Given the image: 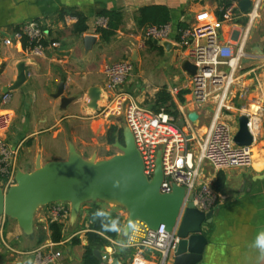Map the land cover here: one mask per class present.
Wrapping results in <instances>:
<instances>
[{
  "label": "crops",
  "instance_id": "0c3cea01",
  "mask_svg": "<svg viewBox=\"0 0 264 264\" xmlns=\"http://www.w3.org/2000/svg\"><path fill=\"white\" fill-rule=\"evenodd\" d=\"M226 2L227 0H0V112H9L13 117L7 140L12 144H22L21 151L26 149L30 159L25 171L35 169L38 154H42L43 163L55 159L51 154H46L42 135L53 132V138L58 139L65 134L62 144L66 150L64 159H67L70 152L66 134L69 133L73 137L75 142L72 141L78 147L76 139L80 127L85 131L95 129L97 121L94 118L102 116L94 115L112 94L105 88L104 67L107 64L122 59L142 63L147 58L148 51L151 50L147 43L151 41L145 40L146 27L138 23L141 7L167 6L172 17L170 26L173 34H176L181 28L216 20L221 16ZM104 10L120 11L124 16L122 25L108 41L102 40L97 31V22L104 18L101 15ZM76 12H82L88 17L89 29L81 35L73 32V25L77 21ZM30 20L40 21L49 31V38L61 43L60 49L48 47L43 56L30 53L24 46L25 42L15 38L21 26ZM244 22L242 19L239 23L223 24L220 42L226 44L233 31L243 30ZM87 35L96 36V41L88 51L84 42ZM9 37L13 38L12 46L5 45V39ZM153 43V47L160 46L155 41ZM161 51L163 55L171 56L173 62H177L176 68L181 71L175 75L172 83H156L153 78L146 79V82H152L153 85L149 94L154 96L160 87L167 86L181 111L180 120H185L186 128L191 126L196 135L202 136L215 117L212 118V111L206 110L205 106L209 102L221 101L226 83L216 87L210 94L217 90H222V93H216L211 99L209 95L205 101H198L194 95L192 79L182 69L185 60L181 50L176 47L170 55L164 48ZM245 51L247 57L238 66L232 85L225 90L224 101L227 98L226 107L229 111L221 117L230 122L236 131L239 116L248 115L255 135L252 145L253 163L248 167H232L223 171L225 185L221 190H217L225 198L215 206L212 222L203 226L208 243L201 261L197 264H264V251L256 243L260 234L264 233V6L260 17L250 30ZM21 64L26 72V81L17 89H10L11 93H17L13 105V95L8 103L2 104L4 90L11 88L16 82ZM63 81L64 94L75 98L67 107H63L61 99L54 96ZM93 86L101 88L96 109L91 106L89 97V89ZM128 86L136 92L139 89L135 79L128 82ZM174 88L178 89L177 93H172ZM182 90L189 91L184 95V103L178 100V93ZM136 92L135 96L138 98ZM142 93L144 94V91ZM77 111H81L80 114H77ZM191 112L197 113L196 122L189 120L188 115ZM76 118L83 120L79 128L73 124ZM105 119L108 121V118ZM64 121H67L66 125H63ZM205 168L216 180L217 188L220 171L216 172L209 164H206ZM48 211L49 209L45 210L38 220L45 237L42 244L52 241L46 220ZM121 214L126 216L123 211ZM82 217L85 219L87 213L84 212ZM0 219L1 231L9 224L10 230L7 235L5 233L6 239L2 237V242L12 251L9 253L0 247V264H33V250L38 247L35 245L36 239L24 237L17 221L8 220V217ZM82 228L68 238L64 236L65 243H69L71 248L66 249L65 254L62 252L66 259L65 264H76L77 257L82 258L83 264L84 246L87 241L86 232ZM122 231L123 228L120 239L124 238ZM76 233L82 242L74 245L72 239ZM22 243L27 246L29 244L31 248L20 250L18 245ZM78 245L82 249L77 255L73 250H76ZM58 246L61 245L56 247ZM111 246L112 243L100 249L105 264H113L115 259H118L119 264L132 262L133 254H129V249L119 246H116L118 256L113 255V260H105L104 255L109 253ZM70 251L71 254L68 253ZM61 259L57 264H64ZM137 264L143 262L138 261Z\"/></svg>",
  "mask_w": 264,
  "mask_h": 264
},
{
  "label": "built area",
  "instance_id": "2783aa9c",
  "mask_svg": "<svg viewBox=\"0 0 264 264\" xmlns=\"http://www.w3.org/2000/svg\"><path fill=\"white\" fill-rule=\"evenodd\" d=\"M263 6L264 0H251L249 10L243 11L240 0H227L221 16L216 20L181 28L176 34H173L170 24L151 25L146 28L144 38L146 41L170 40L176 44L184 60H190L198 67L197 75L189 77L192 79L196 99L205 101L210 95L209 84H213L215 89L223 83H226V89L232 85L238 66L247 57L246 41ZM242 19L245 21L243 30L231 31L228 42L221 43L222 25L239 23ZM97 25L106 27L107 19H99ZM15 38L25 42L29 52L37 56H43L48 47H61L59 41L49 38V31L38 20L25 22ZM5 45L12 46L13 38H6ZM104 74L105 88L112 94L101 106L98 116L108 119L125 118L142 154L145 173L150 179L156 170L157 153L162 150V193H171L173 186L177 184L186 189L185 206L193 196L192 202L197 209L204 212L214 209L225 197L217 190L214 177L206 171V164L219 172L232 167H248L253 163L252 146L238 145L234 141L236 131L233 125L221 117L220 109L226 89H223L220 107L213 122L204 135L198 136L191 126H180V118L173 113L165 109L153 111L138 101L136 90H131L128 86V82L133 81L135 76L132 59L107 64ZM177 92V88L172 90V93ZM11 96V91L3 93L2 104L8 103ZM12 123L13 117L9 112H0V186L6 190L16 183L19 169L17 163L22 148V144H12L7 140ZM249 128L253 133L250 122ZM48 209L47 222H61L65 232L70 224L71 205L68 202H56L50 204ZM76 235L77 233L74 234ZM180 241L177 228L168 231L162 224L159 228L152 229L144 221L137 220L124 240L110 239L112 246L104 258L113 260V255L118 253L116 246H119L134 250L131 264H137L138 261L143 264H173ZM65 242L66 240L59 243L50 241L35 248L33 264H57L63 253L56 246Z\"/></svg>",
  "mask_w": 264,
  "mask_h": 264
},
{
  "label": "water",
  "instance_id": "95a60500",
  "mask_svg": "<svg viewBox=\"0 0 264 264\" xmlns=\"http://www.w3.org/2000/svg\"><path fill=\"white\" fill-rule=\"evenodd\" d=\"M250 5L251 0L240 1L243 11H248ZM95 41L94 35L84 38L87 51ZM155 43L162 46L168 55L177 47L170 40ZM182 69L191 76H196L198 72V67L190 60L182 63ZM25 81L26 72L21 64L16 82L4 91L17 89ZM64 91L63 81L54 96L61 99L63 107H67L75 98L66 96ZM100 94L99 86L89 89L90 104L95 109ZM188 117L192 122L198 120L196 112L189 113ZM114 120L119 129L114 145L121 153L107 159H97L96 154L85 158L70 139V153L67 159H54L43 163L42 154H38L34 170L25 171L19 168L14 185L7 190L0 186V217L16 220L23 234L34 239L35 220L40 208L56 202H68L71 205L72 227L78 220L84 204L104 202L122 207L127 212L122 231L124 237L129 235L137 220L144 221L152 229H157L162 224L168 231L177 228L181 241L176 248L173 264H197L201 261L208 243L203 226L212 222L215 210L204 212L197 209L192 202L193 196L185 206L186 189L177 184L173 186L171 193H162V150L157 153L156 170L150 179L145 173L142 154L125 118L117 117ZM249 122L248 115L239 116L238 128L234 135V141L238 145L252 146L255 142ZM178 124L185 126L186 121L182 119ZM95 254L102 264H105L101 251L96 250ZM113 264H119L118 259H115Z\"/></svg>",
  "mask_w": 264,
  "mask_h": 264
},
{
  "label": "rangeland",
  "instance_id": "374dc122",
  "mask_svg": "<svg viewBox=\"0 0 264 264\" xmlns=\"http://www.w3.org/2000/svg\"><path fill=\"white\" fill-rule=\"evenodd\" d=\"M147 46L149 49H151L148 51L147 58L144 59L142 63H138V62L134 61V66H135L134 79H135V82H137V84L139 85V87H138L139 89L137 90L136 95H138V101L140 103H142L148 109L156 111L155 109H153V107L151 106L150 103L148 104V100L152 97V95L149 94L150 93L149 91L153 88V85H152V82H149V81L146 82V79L153 78L154 82H156V83H162L164 81L166 83H172L173 79L175 78V75L178 72H180L181 70L176 68L177 62H175V61L173 62V59L171 56L163 55L162 51L159 50V48L153 47L151 43H147ZM154 48L157 51H155ZM214 89H215V87L213 84L208 85V92L209 93L214 92ZM143 91H144V94L142 93ZM216 93H222V90H217V92L210 94L209 99H211L213 96H215ZM12 95H13V100H12L11 104L13 105V103L16 101L17 93L13 92ZM227 105H228V103H227V98H226L224 103H222V106L220 109L221 115H226L227 112L229 111L228 108L226 107ZM205 107H206V110L210 109L212 111L211 116L213 118L216 115L217 111L219 110L220 100L218 102H213V103L209 102L208 104H206ZM80 112L81 111H77V114H80ZM99 112L96 113L94 116H96V115L98 116ZM94 119L97 121L96 122L97 124H96L95 129L93 131L89 130V129L85 131L84 129H82V127H80V129H79L80 133H79V135H77V139H76V144L78 146L77 148H78L79 152L85 158H90L94 154H96L97 159H107V158H110V157H112L118 153H121V151L117 147H115L114 144L109 143L107 140L108 131L111 127L116 125L115 124L116 121L114 119L109 118L108 119L109 122H108V121H106L105 118H103V116H102V118L95 117ZM100 119H104V120H100ZM66 122L67 121H64L63 125H66ZM73 124H75L77 126L76 128H79V126H81L83 124V120L81 118H76L73 120ZM52 135H53V132L47 133L46 135H42V139H44V146H45L46 154H51V156L53 158L62 160L64 158H66V150L62 144V141L65 138V134H62L58 139L53 138ZM66 137H67L68 141H70V139L74 141L73 137L69 133L66 134ZM68 146H69V143H68ZM20 153L21 154L19 155L17 164H18L19 168H22L25 170V169H27V162L30 158L26 152V149H23ZM46 154L44 155L45 159L47 158ZM97 203H99V205H101L102 207L107 209V211L110 214L121 213L123 211L126 215L125 217H127V212L122 207L112 205V204H108V203H104V202H97ZM49 206L50 205L40 208V210L38 211V214L36 215V220H35V239L36 240L38 237L43 235L42 231L40 229V224L38 222L39 216L41 214H43L44 211L49 208ZM90 206H91V202L83 205L82 210H81V214H80L78 220L76 221V223L74 224V226H72V227L69 225L67 226V229L64 232L65 238H68L74 232L78 231L82 227H89V221H85V219L82 216H83L84 212L85 213L88 212V209ZM9 219L10 218H8V220ZM0 221H1V219H0ZM1 228L2 227H1V223H0V247L3 248V251H8L10 253L12 251L9 250V248L7 246H4L3 242H2V237L6 239L5 233L7 235V232H9V230H10L9 224L7 226L3 227L2 231H1ZM81 234H83V233H81ZM81 234H79V235H81ZM24 237H26V236H24ZM18 246H19L20 250H23V251L29 250L31 248V246H29V244H28V246H29L28 247L26 244H23V243L19 244ZM69 246H70L69 243H65L64 245L58 246L56 248H57V250H60V251L64 252V254H65V250L70 248ZM81 249H82V247L78 245L76 250H73L74 251L73 253L79 254ZM68 253L71 254L72 251H70ZM61 262L64 264L66 263V259H64V255L61 259ZM81 262H82V258L77 257L76 264H81ZM127 264H131V263H127Z\"/></svg>",
  "mask_w": 264,
  "mask_h": 264
},
{
  "label": "trees",
  "instance_id": "16d2710c",
  "mask_svg": "<svg viewBox=\"0 0 264 264\" xmlns=\"http://www.w3.org/2000/svg\"><path fill=\"white\" fill-rule=\"evenodd\" d=\"M101 15L107 19V26L98 27L97 31L101 34L102 40L108 41L122 25L124 16L122 12L116 10H104ZM76 17L77 21L73 25V32L78 35L84 34L89 29L88 17L82 12H76ZM171 19L170 9L165 5H148L139 9L138 23L146 28L151 25L163 26L170 24ZM151 44L154 45L153 41H151ZM24 46H27L26 43H24ZM156 47L163 50L162 46ZM188 92V90H182L178 93L180 103L185 102L184 95ZM149 103L156 111L165 109L167 112L173 113L178 119L181 118L179 106L167 86L160 87L155 95L148 100ZM118 132L117 125L110 128L107 135L109 143L115 144ZM224 185L225 177L223 171H220L217 179V189L221 190ZM85 221H89V227L82 228L88 229L85 233L87 244L84 246L83 264H102L95 251L110 245V239H120V232L125 224V217L121 213L110 214L99 203L91 202ZM48 228L53 242L59 243L64 240V225L61 222L49 221ZM44 240L45 237L41 235L37 238L36 245H41ZM81 242L82 240L78 235L73 237L74 245L81 244ZM133 253L134 250L129 249V254ZM116 255L118 256V254Z\"/></svg>",
  "mask_w": 264,
  "mask_h": 264
},
{
  "label": "clouds",
  "instance_id": "9594fccd",
  "mask_svg": "<svg viewBox=\"0 0 264 264\" xmlns=\"http://www.w3.org/2000/svg\"><path fill=\"white\" fill-rule=\"evenodd\" d=\"M257 246L261 248L262 251H264V233L260 234V236L257 238Z\"/></svg>",
  "mask_w": 264,
  "mask_h": 264
},
{
  "label": "flooded vegetation",
  "instance_id": "af4514ba",
  "mask_svg": "<svg viewBox=\"0 0 264 264\" xmlns=\"http://www.w3.org/2000/svg\"><path fill=\"white\" fill-rule=\"evenodd\" d=\"M110 130V129H109ZM108 133H109V131H108ZM119 133V132H118ZM118 133H117V135H118ZM108 135V134H107ZM117 135H116V137H117ZM121 141H122V143H123V139H121Z\"/></svg>",
  "mask_w": 264,
  "mask_h": 264
}]
</instances>
